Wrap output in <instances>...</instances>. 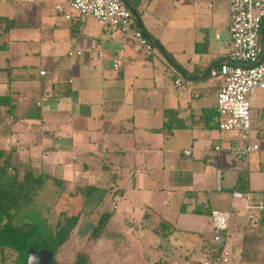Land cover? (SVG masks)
<instances>
[{
	"label": "crops",
	"instance_id": "1",
	"mask_svg": "<svg viewBox=\"0 0 264 264\" xmlns=\"http://www.w3.org/2000/svg\"><path fill=\"white\" fill-rule=\"evenodd\" d=\"M127 1L151 52L71 0H0V149L10 174L51 176L83 200L108 177L124 215L138 205L208 213L210 230L214 209L235 207V221L254 208L246 200L264 208V90L251 95L260 103L249 141L218 126L222 81L212 71L231 45L229 0ZM255 144L239 159L235 147ZM236 251L232 264H258Z\"/></svg>",
	"mask_w": 264,
	"mask_h": 264
},
{
	"label": "rangeland",
	"instance_id": "2",
	"mask_svg": "<svg viewBox=\"0 0 264 264\" xmlns=\"http://www.w3.org/2000/svg\"><path fill=\"white\" fill-rule=\"evenodd\" d=\"M257 94H259L260 102H263L264 91ZM259 100L252 101L254 108L260 103ZM251 111L252 116L253 110ZM20 171L14 183L0 186L1 195L8 196L0 202L18 209L19 214L13 220L16 226L25 222L37 223L38 226H42V234L39 238L46 240L55 232L56 222L63 218V213L83 214L68 240L57 248L55 253L57 264H70L81 255V252L87 251H90V255L87 256L86 261L90 264H196L203 257L202 244H208L213 239V229L210 230L208 213L184 214L177 208L166 209L162 213L155 208L147 207L141 211V205H138L134 209V206L132 207L134 213L124 215L122 203H118L116 207L114 196L108 190L111 185L108 177H105L103 187L93 191L86 200H83L82 197L86 195L82 194L80 198L72 199L70 186L65 182L55 181L51 176L45 175L26 176L28 173L25 170L20 169ZM49 179L53 181L50 180L49 183ZM1 183L4 182L1 181ZM129 184L127 177L120 186L125 188ZM17 195L19 199H15L12 204L9 198L11 196L16 198ZM24 200H26L25 203H23ZM246 202H249L247 207L254 204V208L248 209L246 216L241 214L233 222L231 229L236 228L234 232H238V236L233 238L236 240L233 248L235 246L241 248L243 236L248 233L258 235L264 248V219L261 218V209L256 208L259 207L257 200H246ZM104 212H112V218L104 229L101 240L91 249L92 244L88 237ZM166 217L173 223H171L173 231L168 237H163L154 229L159 227ZM236 247L232 253L234 258L236 255L234 252L239 255ZM229 248L232 250V247ZM258 259V261L246 262L264 264V251ZM0 264L27 263L16 250L1 246Z\"/></svg>",
	"mask_w": 264,
	"mask_h": 264
},
{
	"label": "built area",
	"instance_id": "3",
	"mask_svg": "<svg viewBox=\"0 0 264 264\" xmlns=\"http://www.w3.org/2000/svg\"><path fill=\"white\" fill-rule=\"evenodd\" d=\"M229 2L231 45L227 60L219 69L212 71L222 81L217 97L218 126L249 141L252 137L251 95L257 89L264 90V0ZM71 7L83 17H95L104 26L130 34L139 46L152 51L153 45L144 32L133 28L134 13L124 0H71ZM76 54H81V51H76ZM119 64L120 60H117V69ZM175 84L184 87L185 79L177 76ZM258 148L257 144L248 147L238 145L235 150L242 159ZM234 211L235 207L212 210L216 252L213 257L207 256L196 264H232L229 239Z\"/></svg>",
	"mask_w": 264,
	"mask_h": 264
},
{
	"label": "trees",
	"instance_id": "4",
	"mask_svg": "<svg viewBox=\"0 0 264 264\" xmlns=\"http://www.w3.org/2000/svg\"><path fill=\"white\" fill-rule=\"evenodd\" d=\"M124 1L128 3L127 0ZM3 102H4V98L0 97V104ZM11 158L12 157L9 152L0 149V186L1 187L4 186L3 184L14 183L16 181V176H19L20 174V173L17 174V172L15 175L10 174V170L13 169L15 166ZM31 175H33V173L28 174L26 176H31ZM1 181L4 183H1ZM92 192L93 191L89 190L87 195H90ZM0 196H1L0 200H5L8 198L7 194L1 195V192H0ZM9 199L10 201H12V204H14V200L15 199L18 200L19 197L18 195L16 198L11 196ZM25 202L26 200H24L23 203ZM260 211H261V218L264 219V208H262ZM18 214L19 212L17 208L10 207L8 204L3 205V203L0 202V247L8 246L16 250L17 252H19V255L22 258H25V261L27 263L26 260L27 252L32 246H34V244L42 240L43 242H48L52 246L54 252L53 258L49 264H57V260L55 258L56 250L68 240L70 234H72L74 228L76 227V225H78L81 218V214L78 213L73 215H67L66 213H63V218L59 219L56 222L55 232L51 234V238H48L46 240L43 238H39L40 234H42V230H41L42 226L41 227L38 226L37 223L25 222L20 226H16L13 220L15 219V217H17ZM111 218H112V212H104L102 216L99 218L97 225L93 227L92 232L88 237L90 244H92L90 247L91 249L100 240L103 231L106 228ZM42 219L45 222L44 217H42ZM233 221L234 219L231 222L230 229L232 227ZM212 229H213L212 232L213 239L212 241L210 240L208 244L204 245L205 249H207L206 252L208 257H213L217 247V244L214 242V234H215L214 227ZM154 230H156L157 233H159L163 237H168L173 231V226L167 220H163L161 221L159 227L155 228ZM231 236L232 235L230 233V237ZM229 241L231 242L230 239ZM263 251L264 248L262 246V241L258 235L254 233L245 234L243 236L242 244L240 248V261L241 262L258 261L259 260L258 258ZM88 255H90V251L81 252V255H79L78 258L70 264H90L86 261Z\"/></svg>",
	"mask_w": 264,
	"mask_h": 264
},
{
	"label": "water",
	"instance_id": "5",
	"mask_svg": "<svg viewBox=\"0 0 264 264\" xmlns=\"http://www.w3.org/2000/svg\"><path fill=\"white\" fill-rule=\"evenodd\" d=\"M127 5L130 9H133L128 3ZM135 16L139 20V16L137 14ZM53 255L52 246L48 242L41 240L29 249L26 260L28 264H49Z\"/></svg>",
	"mask_w": 264,
	"mask_h": 264
}]
</instances>
